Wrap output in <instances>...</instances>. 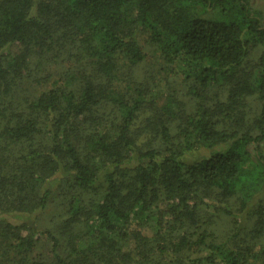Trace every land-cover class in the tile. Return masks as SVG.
Listing matches in <instances>:
<instances>
[{"label":"trees","instance_id":"1","mask_svg":"<svg viewBox=\"0 0 264 264\" xmlns=\"http://www.w3.org/2000/svg\"><path fill=\"white\" fill-rule=\"evenodd\" d=\"M0 264H264V7L0 0Z\"/></svg>","mask_w":264,"mask_h":264},{"label":"rangeland","instance_id":"2","mask_svg":"<svg viewBox=\"0 0 264 264\" xmlns=\"http://www.w3.org/2000/svg\"><path fill=\"white\" fill-rule=\"evenodd\" d=\"M253 2L257 6H260V7L263 6L264 7V0H253ZM148 50H149V47H148ZM154 55L155 54L151 53L152 57H150V60L144 65V67L142 69L145 72V74L149 75L154 70H156L155 73L159 74V76L162 78V82H165L166 80H168L172 87L179 88V90L181 88H183L184 84L181 82L182 79L180 77L173 76V75H170L168 78L166 77V75H168V74L166 73V70H164L165 68L162 67L163 66L162 59H160V57L158 55H156L157 57L155 58ZM217 89H218L217 86H213V87H209L207 89V91L209 94H213L217 91ZM179 97L183 100L188 101L189 102L188 105H190V103L192 102L191 96L187 97L185 94H181L179 92ZM204 154H208V152H206V151L204 152V149L203 150H197V151H194V152L186 155L185 160L188 162L194 161V160L200 158ZM207 212H209V214H211V215L213 214V210L211 208L207 209ZM214 220H215V223L213 225L211 224L212 229H214L216 232L222 234L221 232L225 228V222L219 218L218 219L215 218Z\"/></svg>","mask_w":264,"mask_h":264}]
</instances>
